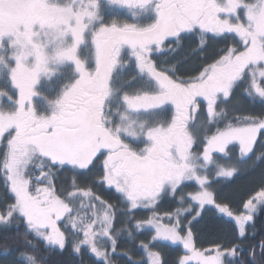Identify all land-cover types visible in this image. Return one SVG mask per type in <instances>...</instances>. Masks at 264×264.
I'll return each instance as SVG.
<instances>
[{
	"label": "snow or ice",
	"instance_id": "snow-or-ice-1",
	"mask_svg": "<svg viewBox=\"0 0 264 264\" xmlns=\"http://www.w3.org/2000/svg\"><path fill=\"white\" fill-rule=\"evenodd\" d=\"M261 214L264 0H0V264H264Z\"/></svg>",
	"mask_w": 264,
	"mask_h": 264
},
{
	"label": "trees",
	"instance_id": "trees-1",
	"mask_svg": "<svg viewBox=\"0 0 264 264\" xmlns=\"http://www.w3.org/2000/svg\"><path fill=\"white\" fill-rule=\"evenodd\" d=\"M253 177H237L232 180L230 183L221 184L218 187L222 188L225 194L231 195L237 199H243L246 197L247 193L251 191L250 181ZM167 205H164L166 207ZM257 227L259 228L264 224V214H261L257 217L256 220ZM168 254L172 257H175L176 252L172 250H166Z\"/></svg>",
	"mask_w": 264,
	"mask_h": 264
},
{
	"label": "rangeland",
	"instance_id": "rangeland-1",
	"mask_svg": "<svg viewBox=\"0 0 264 264\" xmlns=\"http://www.w3.org/2000/svg\"><path fill=\"white\" fill-rule=\"evenodd\" d=\"M225 183H227V182H223L222 184H225Z\"/></svg>",
	"mask_w": 264,
	"mask_h": 264
}]
</instances>
